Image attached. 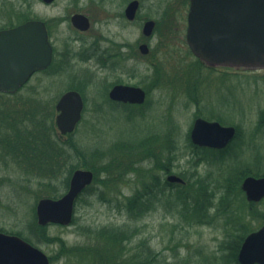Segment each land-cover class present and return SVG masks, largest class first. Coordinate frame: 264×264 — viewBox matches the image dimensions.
I'll list each match as a JSON object with an SVG mask.
<instances>
[{
  "label": "rangeland",
  "instance_id": "obj_1",
  "mask_svg": "<svg viewBox=\"0 0 264 264\" xmlns=\"http://www.w3.org/2000/svg\"><path fill=\"white\" fill-rule=\"evenodd\" d=\"M127 1L130 0H55L46 5L41 0H0V29L18 26L27 20L47 22L52 25L51 41L58 54L70 47L74 53L84 49L86 56L92 53L95 41L100 45V58L106 57L108 48L119 44L129 45V52H133L138 42L150 46L148 56L140 58L139 62L128 61L122 77L119 72L104 69L96 60L85 63L78 59L66 73L55 67L56 70L35 75L21 91L22 97L51 102L55 108L54 120L58 114L56 104L62 95L72 90L82 93L85 101L82 120L71 136L63 137L64 141L72 138L81 153H72L64 172L74 166L91 170L95 178L104 179L105 175L100 172L109 168L111 161L118 160L117 163L124 159L123 164L117 166L119 170L111 168V177L116 181L106 190L123 200L131 197L137 188L143 189L146 183H151V176L167 178L159 166L169 158L167 147L172 142L180 159L169 175L182 178L180 174L186 171L196 173L208 181L218 196L236 170H249L252 176L264 175V70L238 71L207 66L199 70L194 64L197 58L186 39L189 5L183 3L185 0H141L136 22H128L123 16L126 8L123 4ZM75 13L91 19L90 31L84 34L75 31L69 20ZM147 20L158 23L150 38H145L142 32ZM76 39L82 41L75 42ZM117 80L144 89L148 93L144 105L112 104L107 86ZM196 118L219 121L238 129V140L224 163L221 157L211 154V162L196 164L198 153H194L190 145V132ZM56 133L60 134L58 130ZM147 137H152V142L145 143L143 139ZM145 146L153 148L150 150L154 158L149 161L144 160ZM129 162L135 164L139 175L125 174L121 179L118 175L127 169L125 164ZM23 169L11 157L0 161V231L22 234L33 241L43 238L46 242L41 244L23 239L42 250L51 264H69L59 256L60 244L53 239L59 237L67 246L89 244L93 238L83 232L86 228L122 226L127 222V215L114 205L104 203L97 196L83 195L76 201V224L48 225L45 232L36 233L33 222L38 223L37 205L40 200L51 197L38 198L43 195L39 179L27 180ZM67 176L62 173L60 179ZM69 187L70 182L67 188L58 184L61 195L51 199L61 198ZM102 190L99 186L98 192ZM171 204L173 202L167 204L165 199L155 202L154 210L139 223L143 236L149 238L154 250L170 255L165 250L179 243V251L186 257L197 248L215 251L225 240L224 222L220 220L213 226L186 228L182 234L187 238L182 243L180 238L172 241L170 227L177 221L166 207ZM258 210L264 215V201ZM262 222L263 219L253 223L256 230Z\"/></svg>",
  "mask_w": 264,
  "mask_h": 264
},
{
  "label": "trees",
  "instance_id": "obj_2",
  "mask_svg": "<svg viewBox=\"0 0 264 264\" xmlns=\"http://www.w3.org/2000/svg\"><path fill=\"white\" fill-rule=\"evenodd\" d=\"M23 18L27 20V16ZM81 53L83 51L75 53L74 56L85 60L91 58ZM194 64L199 70L205 67L199 59ZM24 89L25 87L15 94L0 92V161H6L11 157L19 167L24 168L23 172L27 180H32V177L35 180L38 178L39 185L43 187L41 190L43 195L38 198H58L61 195L58 184L61 183L67 188L72 173L78 168L71 166L65 172L64 169L66 170L68 162L73 157L72 153L79 155L81 152L72 138L64 141V136L56 133L55 108L52 107L51 102L40 101L34 97H22L23 95L20 94ZM76 89L82 91L79 88ZM71 135L69 134L68 137ZM152 137H147L143 141L145 143L152 142ZM190 145L192 146V144ZM151 146H145L144 160L149 161L154 158L153 150H150L153 149ZM177 151L176 148L175 151H171L169 158L159 166V169L161 168L167 175L173 173V165L180 159L179 155H176ZM210 158V156L198 155L196 164L211 162ZM116 161L118 160L111 161L109 168L100 172V175L104 174L105 178L99 179L96 176L93 185L88 187L81 197L83 195L97 196L104 203L114 205L120 212L127 215V222L122 226L86 228L83 232L89 238H93V242L89 244L67 246L61 238L53 239V242L60 244L59 256L65 258L67 263L240 264L238 254L241 245L248 234L256 231L253 223H259L264 216L258 210V206L262 202H248L241 188L243 178L252 175V172L246 169L236 170L235 175H231L227 179V185L220 190L219 196L206 179H202L193 172L186 171L180 174L186 184L170 183L167 179L155 176L152 178L151 176V183H146L143 189L137 188L131 197H124L123 200H120L113 195V191L111 193L106 191L111 188L110 183L116 181L111 177V168L113 171L119 170L117 166L122 165L124 159L115 163ZM225 161L226 158L222 157L221 162ZM134 165L133 162L125 164L127 169L118 176L123 179L125 174L139 175V172L134 169ZM62 173L68 174V176L60 179ZM254 176L263 177L264 175L255 174ZM99 186L103 189L102 192H98ZM163 199L167 204L173 202L166 206L170 208L169 213L177 221L170 227V233L173 235L172 241H177L180 238V243H182L187 238L182 234L186 228L213 226L220 220L224 222L225 240L219 244L215 251L210 252L197 248L186 257L180 253L179 243L174 248L165 250L170 255L154 250L150 245L149 238L143 236L139 223L154 210V203ZM234 201H236V205ZM76 223L77 219L75 218L72 224ZM47 227L40 226L37 221L33 222V229L36 233L45 232ZM17 235L25 238L22 234ZM26 240L36 242V244L46 242L43 238L34 241ZM47 241L51 242V240Z\"/></svg>",
  "mask_w": 264,
  "mask_h": 264
},
{
  "label": "water",
  "instance_id": "obj_3",
  "mask_svg": "<svg viewBox=\"0 0 264 264\" xmlns=\"http://www.w3.org/2000/svg\"><path fill=\"white\" fill-rule=\"evenodd\" d=\"M50 5L55 0H41ZM186 39L191 52L212 68L264 70V0H190ZM138 3H132L127 15L134 17ZM73 26L88 31L90 20L83 14L71 18ZM154 21L145 24L143 34L150 37ZM146 52L148 46H142ZM53 47L47 26L41 20H30L19 26L0 30V91L17 93L35 72L52 63ZM113 100L143 105L147 93L140 87L117 86L110 94ZM85 102L78 91H68L56 104V126L63 136L72 134L83 117ZM236 135L234 127L198 119L192 130L194 144L223 148ZM95 179L91 170L78 169L70 180L68 192L59 199L45 198L37 205L40 226L51 224L68 227L75 216L77 199ZM172 183H184L170 176ZM249 202L264 199V177H247L242 184ZM240 264H264V219L260 229L249 234L238 254ZM0 264H51L39 248L18 235L0 231Z\"/></svg>",
  "mask_w": 264,
  "mask_h": 264
},
{
  "label": "flooded vegetation",
  "instance_id": "obj_4",
  "mask_svg": "<svg viewBox=\"0 0 264 264\" xmlns=\"http://www.w3.org/2000/svg\"><path fill=\"white\" fill-rule=\"evenodd\" d=\"M134 2H137L138 3V7H137V9H135L134 17L132 19H130L128 17V15H127V10L129 8V6L132 3H134ZM183 3H185V4L187 3L189 5V11H190L191 1L190 0H185V1H183ZM125 4H126V8H125L124 14H123L124 18L128 22H136L138 20L139 15H140V10L142 8V1L141 0H130V1L124 2L123 5H125ZM75 14H79V13H75ZM75 14H73V15H75ZM72 16L70 17L69 20H70V23H71L72 27L75 29V31L77 33L84 34V33L88 32V31H90L91 27H90V29L88 31H85V32L76 29L73 26L72 22H71ZM89 20H90V23L92 25V21H91L90 18H89ZM148 21H150V20H147V21L144 22L143 27H142V32L144 30L145 24ZM45 24L47 26V30H48V34H49V39H50L51 45L53 47L52 63L50 64V66L47 69H44V70L35 72L34 75L31 77V79L29 80V82L37 74H40V73L43 74V73L49 72L51 70H56L55 67L60 72L66 73L72 67V64L75 62V60L80 59V58L74 56L75 53L73 52V50L70 47H67L66 49H64V51H63L62 54H58L57 49H55V47H54V45L52 44V41H51V35H52L51 28H52V25L51 24H48L47 22H45ZM157 27H158V23L155 22L154 32H155V30H156ZM10 28L11 27L1 28L0 30L10 29ZM154 32H153V34H154ZM145 38H150V37H145ZM79 41H82V40L79 39ZM79 41L77 39L75 40V42H79ZM137 44H138L137 47L132 50L133 52H129V49L131 47L129 45H127V44H119L118 46H114V47L108 48L106 50V57L105 58H100L98 56V52L100 51V45H99L98 42L95 41L92 44V47H91L92 48V50H91L92 53H89L88 55H86L87 57L90 56L91 58L89 60L82 59L81 62L87 63V62H89L91 60H96L97 63L100 66H102L104 69H108L110 72H119L120 77H122L126 73V71H125L124 68H125V65L128 63L129 60H131L133 62H139L140 58L145 57V56H148L150 54V52H151V49H150V46H149L148 43L138 42ZM144 45H147L148 46V50L146 52L142 49V46H144ZM82 50H84V49H82ZM81 51H79V52H81ZM81 54H83V53H81ZM97 56H98V58L96 59ZM28 83L25 86H23L22 88L26 87L28 85ZM117 86H135V85L126 84L122 80H117L116 82H113V83L109 84L107 86L108 87V91H109V95L108 96H109V101L112 104L117 105V106H125V107L143 106V105L130 104V103H124V102H120V101L113 100L110 97V94L113 91V89L115 87H117ZM135 87H139V86H135ZM207 121L220 123L219 121H215V120H207ZM220 124H222V123H220ZM193 127H194V124H193ZM193 127H192L191 132H190V141H191V144H192L191 147L194 150L193 151L194 153H198V155H205V156H211V154H212V155L219 156L221 158L222 157L227 158V157L231 156V148L236 143L235 141L238 140V129L236 131V135L228 143V145L226 147L217 148V147L200 146V145L194 144L193 143V140H192V137H191ZM167 149L170 150V153L173 150L175 151L174 144L171 142L170 145H168ZM165 176L167 177L166 179L168 180V176H170V175L169 174L168 175L165 174Z\"/></svg>",
  "mask_w": 264,
  "mask_h": 264
}]
</instances>
